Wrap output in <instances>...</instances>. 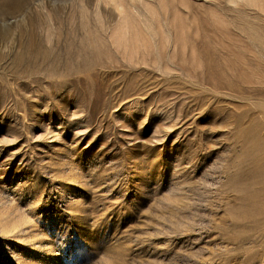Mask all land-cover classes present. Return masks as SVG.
Returning <instances> with one entry per match:
<instances>
[{"label": "rangeland", "instance_id": "rangeland-1", "mask_svg": "<svg viewBox=\"0 0 264 264\" xmlns=\"http://www.w3.org/2000/svg\"><path fill=\"white\" fill-rule=\"evenodd\" d=\"M0 264H264V0H0Z\"/></svg>", "mask_w": 264, "mask_h": 264}, {"label": "bare ground", "instance_id": "bare-ground-1", "mask_svg": "<svg viewBox=\"0 0 264 264\" xmlns=\"http://www.w3.org/2000/svg\"><path fill=\"white\" fill-rule=\"evenodd\" d=\"M77 67V66H76ZM78 68V67H77Z\"/></svg>", "mask_w": 264, "mask_h": 264}]
</instances>
